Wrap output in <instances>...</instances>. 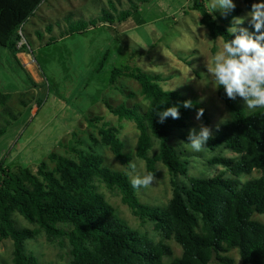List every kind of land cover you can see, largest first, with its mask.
Instances as JSON below:
<instances>
[{
    "label": "rangeland",
    "instance_id": "rangeland-1",
    "mask_svg": "<svg viewBox=\"0 0 264 264\" xmlns=\"http://www.w3.org/2000/svg\"><path fill=\"white\" fill-rule=\"evenodd\" d=\"M203 1L208 7L210 0ZM233 2L241 9L238 17L245 18L240 27L254 33L247 17L251 9L243 0ZM111 3L115 12L109 11ZM253 3H264V0H253ZM136 4V0H41L17 32L16 49L24 54L21 63L26 69L15 61L9 50L0 49V130H4L0 138V165L11 171L27 168L36 175L42 162L49 171H54L55 163L49 160L50 154L75 160L70 150L77 148L98 155L104 167L127 175L130 181L132 176L147 174L145 162L135 156L139 136L135 123L118 120L105 106V102L114 107L126 103L130 108L139 107L141 113L147 109L148 103L141 95L138 82L124 77L118 80L115 90L109 86L112 70L126 65L163 76L166 80L160 85L164 90L199 99L207 109L209 127L215 136L229 119V112L218 96V89L213 87L206 64L211 65L223 40L209 36L201 24V15L191 10L193 0H150L119 23V14L133 12ZM103 10L112 12L114 25L100 21ZM213 13L225 14L219 9ZM93 21L97 22L96 27L90 25ZM78 25L87 26L86 31L70 35L69 29ZM47 27H51L52 32ZM22 39L26 45L18 49ZM236 100L246 111L256 110L247 109L241 97L237 96ZM94 115L103 117L98 128L107 124L117 129L125 145L124 151L133 156L135 172L116 160L98 130L88 126V119ZM195 117L193 113L188 127L174 130L170 139V144L189 162L188 178H213L220 174L234 178L224 166L210 162L216 157L237 160L238 155L225 148L212 151L208 142L199 152L190 150L186 144L188 140L184 136L189 130L195 128L198 133L200 125L204 124L202 118L197 121ZM73 134H76L75 139H72ZM158 149V141L154 140L150 155ZM157 170L156 181L137 190V195L144 204L164 208L173 197L172 177L162 163ZM55 176L60 179L58 174ZM260 176L254 171L242 175L238 181L244 184ZM89 177L95 193L105 198L131 230L156 243L163 241L169 245L173 250L172 259L182 256V248L174 239L163 240L155 223L132 214L119 190L108 189L91 173ZM188 178L178 177L176 182L188 186ZM13 218L20 228H36L19 213ZM253 219L264 223V215L255 214ZM24 247L25 253L36 257L40 264H71L72 261L66 237L48 238L41 231L33 240L26 241ZM13 252V241L0 239V264H13ZM227 256L234 264H244L237 250ZM213 264L224 263L214 261Z\"/></svg>",
    "mask_w": 264,
    "mask_h": 264
},
{
    "label": "trees",
    "instance_id": "trees-1",
    "mask_svg": "<svg viewBox=\"0 0 264 264\" xmlns=\"http://www.w3.org/2000/svg\"><path fill=\"white\" fill-rule=\"evenodd\" d=\"M136 1L133 12L128 10L119 14V23L150 0ZM243 2L251 9L253 0ZM40 3L41 0H0V49H8L23 69L24 65L17 57L22 52L16 49L17 32ZM191 10L201 15V24L212 39L234 38L227 29L233 17L241 14L240 8L225 14H209L203 0H193ZM109 11H116L113 3ZM100 21L104 25L115 24L114 15L106 10ZM96 23L93 21L90 25L96 27ZM47 29L52 32L51 27ZM86 29L85 25L72 26L68 33L81 34ZM124 77L139 83L141 95L148 103L147 109L141 113L139 107L130 108L126 103L114 107L105 102V106L118 120L135 123L139 132L135 156L145 162L147 173L153 172L156 178L159 177V163L167 168L172 177V199L164 208L142 203L127 175L104 167L101 157L77 148L70 150L75 160L50 154L49 160L55 163L54 171H49L42 162L36 175L27 168L11 171L1 164L0 239L13 241V264H40L36 257L25 253L24 245L41 231L48 238L68 239L71 264H213L214 261L234 264L227 256L233 250L239 252L244 264H264V223L253 219L255 214L264 215V108L248 112L236 99H229L220 87L218 96L227 107L229 119L208 141V146L212 151L228 149L239 158L216 157L210 163L224 166L234 178H225L223 174L213 178H188L189 162L170 144V139L174 130L188 127L193 113L199 108L205 110L201 117L203 123L210 126L206 107L196 97L164 90L160 85L166 80L163 76L129 65L112 70L110 88L115 90L118 80ZM189 99L194 107L186 109L182 102ZM176 104L181 105L180 118L169 117L163 124L159 123L158 107L161 105L160 110H163ZM102 121V116L94 115L87 123L98 130L102 142L116 160L128 165L133 156L124 151L125 145L116 128L107 124L98 128ZM3 134L4 130H0V138ZM75 137L73 134L72 139ZM154 140L158 141L159 149L151 156ZM254 171L261 176L244 184L238 181L242 175ZM90 173L108 189L119 190L123 203L135 217L155 223L163 240L174 239L182 248V256L172 259L173 250L169 245L163 241L156 243L131 230L105 198L95 193ZM178 177L188 178L189 185L178 184ZM15 213L36 228H20L13 218Z\"/></svg>",
    "mask_w": 264,
    "mask_h": 264
},
{
    "label": "clouds",
    "instance_id": "clouds-1",
    "mask_svg": "<svg viewBox=\"0 0 264 264\" xmlns=\"http://www.w3.org/2000/svg\"><path fill=\"white\" fill-rule=\"evenodd\" d=\"M235 8L236 4L233 0H210L208 13L212 14L217 9L227 13ZM247 17L255 32L250 33L247 28L240 27L244 23V17H233L227 32L234 38L223 41L222 47L212 57L211 65L206 64V67L208 74L212 77L214 88L223 87L229 99L235 100L237 96L241 97L246 108L253 110L264 108V31H262L264 29V3H253ZM222 37H218L217 40ZM160 106L156 111L159 123L163 124L169 117L174 120L180 118L181 105L176 104L163 110H160ZM182 106L191 109L194 104L189 99L183 101ZM204 111L203 108L197 109L195 117L197 121L201 120ZM211 139H213L211 128L201 124L198 133L195 128L189 130L186 144L190 150L199 152ZM179 143L185 144L184 141ZM128 167L135 172V163L129 162ZM155 181L154 173L148 172L144 175L132 176L131 185L133 189L139 190L142 187H149Z\"/></svg>",
    "mask_w": 264,
    "mask_h": 264
},
{
    "label": "built area",
    "instance_id": "built-area-1",
    "mask_svg": "<svg viewBox=\"0 0 264 264\" xmlns=\"http://www.w3.org/2000/svg\"><path fill=\"white\" fill-rule=\"evenodd\" d=\"M19 29L20 30L22 29V25L19 27ZM19 35H20L21 38H23L21 32L19 33ZM24 45H26V42L24 41V39H22L20 42H18L17 48L21 49V48H23Z\"/></svg>",
    "mask_w": 264,
    "mask_h": 264
},
{
    "label": "crops",
    "instance_id": "crops-1",
    "mask_svg": "<svg viewBox=\"0 0 264 264\" xmlns=\"http://www.w3.org/2000/svg\"><path fill=\"white\" fill-rule=\"evenodd\" d=\"M7 50H8V49H7ZM23 55H24V54H23L22 52H21V53H18V55H17V57H18L20 63H21V58H22ZM21 64H22V63H21ZM24 69H26L25 66H24Z\"/></svg>",
    "mask_w": 264,
    "mask_h": 264
}]
</instances>
